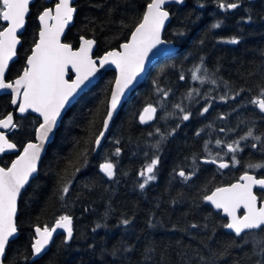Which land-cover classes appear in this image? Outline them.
Masks as SVG:
<instances>
[{
  "label": "trees",
  "instance_id": "16d2710c",
  "mask_svg": "<svg viewBox=\"0 0 264 264\" xmlns=\"http://www.w3.org/2000/svg\"><path fill=\"white\" fill-rule=\"evenodd\" d=\"M150 1L78 0L65 41L77 47L81 37L94 38L98 57L128 39ZM55 2L36 0L31 6L8 80L25 68L38 39V15ZM222 2L239 6L221 8ZM168 9L171 21L163 37L180 45L179 51L150 69L97 153L115 72L106 71L68 109L37 176L20 197L19 234L8 244L5 264H264V231L237 236L224 227L228 219L222 211L204 199L246 172L264 176V167H254L264 165V113L251 103L264 88V0H184ZM4 26L0 20V30ZM196 68L203 83L192 79ZM148 105L157 114L144 124L140 117ZM206 105L209 110L202 113ZM11 109V96H0V118ZM185 114L188 120L182 119ZM40 122L33 114H15L17 128L8 136L18 150L2 155V165L35 139ZM237 141L236 163L228 156L226 170L200 161L224 158ZM156 157V179L141 189L145 178L139 173ZM105 162L115 165L114 177L101 171ZM179 170L191 178L180 177ZM257 194L264 199V191ZM64 215L72 218V238L58 232L35 257V229H51Z\"/></svg>",
  "mask_w": 264,
  "mask_h": 264
},
{
  "label": "snow or ice",
  "instance_id": "6c2138e0",
  "mask_svg": "<svg viewBox=\"0 0 264 264\" xmlns=\"http://www.w3.org/2000/svg\"><path fill=\"white\" fill-rule=\"evenodd\" d=\"M179 2L182 3L183 0H179ZM29 3L30 0H0V20L7 23V27L0 30V89H13L16 98L12 100V103L16 104L17 100L20 101L18 105L20 113L31 110L38 113L43 120L37 129L40 143L29 142L11 163L10 167H0V264H2L9 238L14 237L18 231L16 224L17 198L21 189L28 183L29 178L37 171V161L44 142L48 139L49 134L53 132L57 118L61 115L65 106L70 103V99L98 71L97 60H94L91 56L92 48L96 43L94 39L85 40L81 37L82 44L78 50H73L70 44L61 43L60 37L67 24L72 20L75 8L70 6V0H59L55 5L54 15L53 9L49 8L39 16L43 28L39 32V41L35 44L32 55L27 58V67L23 70V74L13 83H6L4 79L5 72L9 61L16 55V47L20 43L17 32L25 24ZM165 3L166 0H151L146 5L142 22L132 32L130 41L120 46L123 51L113 50L102 58H98L101 68L111 63L120 72L115 91L111 96V109L113 111L116 109L120 97L124 94V89L132 84L135 78L144 71L149 53L158 45L165 43L161 39V31L165 21L169 18L168 11L164 10ZM238 6L234 2H228L226 5L223 2L220 4L221 8L226 9H235ZM50 20L55 21V23L50 25ZM215 27L218 28L220 25L217 24ZM231 42L238 43L235 39ZM69 68L76 73V78L71 82L66 79ZM199 71V68L195 69L192 79L201 80V83H203L201 77L197 75ZM180 78L184 79L183 76ZM211 82L216 83L215 80ZM189 96H191V93H189ZM221 99H224V97H221ZM251 103L258 107L260 112L264 113V88H261L259 97L253 99ZM176 107L180 108V105H176ZM144 111L145 113L154 114L156 109L149 106ZM181 111H183L182 108ZM207 111V107L203 109V112ZM111 118L112 112L109 111L104 122L105 130ZM189 118L190 114H185L182 117L183 120ZM141 120L146 122L143 116ZM16 128L17 125L13 121L12 114L0 119V129H3V131H0V154L17 148V144L11 142L8 138V130ZM252 135V131L249 130L247 136ZM100 137H103V132L100 133ZM241 139H247V137ZM255 139L259 140L260 137H255ZM99 143L100 139L97 138L96 144ZM219 143L220 141H217V144ZM234 143L235 146L228 145V150L233 153L239 149V142ZM119 153L120 149L117 148L116 154L119 155ZM208 162L216 163L217 161L213 159ZM158 164L159 157H156L146 164L139 173L140 176L145 178L144 182L140 184L141 189L150 181L156 179L154 172ZM219 167L222 169L227 168L229 164L220 162ZM254 167H264V165ZM100 168L107 177L112 178L115 176V165L113 163L105 162L100 165ZM178 175L185 180L191 178V175H186L184 170H180ZM241 180L244 183L217 187L210 195L204 197L216 209L223 210L230 217V222L226 223L224 227L234 231L237 236H240L245 230L264 231V203L258 208L257 196L253 193L254 185L264 187V179H257L254 176L245 174L241 177ZM68 191L69 186H65L63 188L64 194H67ZM241 207L246 209V212L243 216H238L237 210ZM123 223L128 224L129 221L125 220ZM71 225L72 218L64 215L59 218L55 227L51 229L47 226L43 229L37 227L35 231L38 238L32 244L34 253L39 255L45 250L57 228L66 229L67 239L70 240L73 232Z\"/></svg>",
  "mask_w": 264,
  "mask_h": 264
},
{
  "label": "water",
  "instance_id": "95a60500",
  "mask_svg": "<svg viewBox=\"0 0 264 264\" xmlns=\"http://www.w3.org/2000/svg\"><path fill=\"white\" fill-rule=\"evenodd\" d=\"M77 1H78V0H70V6L73 7V8H75V12L73 13V18H72V20L67 24V26H66L65 29H64V32L62 33V35H61V37H60V41H61V43L70 44V43H68V42L65 41V36H66V34L68 33L70 27L73 26V24H74V16H75V13H76V6H75V4H76ZM35 2H36V0H30V3H29V11H28V13H27V15H26V18H25V24H24L23 28L19 29L18 32H17V36H18V38H19V40H20V43H19V44L17 45V47H16V55H15V56L9 61V63H8V67H7V69H6L5 77H4L6 83H13L17 78H19V76H21V75L23 74V71H22V72H21L17 77H15L14 79H12V80H8V79H7V75H8V72H9V69H10L12 63H13L14 61H16L17 58H18V51H19V48H20V46H21V44H22V35H23V33L25 32L26 25H27V21H28V17L30 16V13H31V6H32ZM58 2H59V0H56L55 4H54L52 7H46V8L43 9V10L40 12V14L38 15V23H39V27H40V28H39V32H40V31L42 30V28H43V24H42V22L39 20V16L42 15L43 12H44L45 10L49 9V8L53 9V15H54V14H55V5H56ZM150 2H151V1H150ZM150 2H149V3H150ZM172 4L183 5V4H184V0H183L182 3L179 2V0H166V3H165V5H164V10L168 11V13H169V18H168V20L165 21L164 27H163V29H162V31H161V39H162L163 41H165V43L158 45L156 48H154V49L152 50L151 53H149V57H148V59H147L146 62H145V68H144V71L141 72V73L135 78V80L132 82V84H130L126 89H124V94L120 97V99H119V103L117 104L116 109H115L114 111L111 109V96H112V93L115 91L116 81H117V79H118L119 76H120V72H119V69H118L114 64H111V63L106 64V65H104V66L101 68L100 65H99V59H98V58H102V57H103L104 55H106L108 52L113 51V50L123 51V49H122L120 46H121L122 44L127 43V42L130 41V39H131V34H132V32L135 30V28L133 29V31L131 32L130 36L128 37V39H127L126 41L122 42L118 47L113 48V49H110V50L104 52L102 55H100V56H98V57H94V52H95L96 47H97V42L95 43V45L93 46L92 51H91V56H92V58H93L94 60H97V68H98V71L95 73L94 76L90 77L89 80L85 82V85H82V86H81V89H79V90L77 91V94H76L73 98L70 99V103L67 104V105L65 106V108H64V109L62 110V112H61V115L57 118V123H56V126H55L54 129H53V132L49 134L48 139L44 142L43 147H42L41 152H40L39 160L37 161V171H36L35 173H33V175L29 178L28 183L24 186L23 189H21L20 195H19V197L17 198L16 224H17V215H18V208H19V200H20V197H21V195L23 194V192L27 189V187H28V185L30 184V182H31V181L37 176V174H38V172H39L40 164H41V162H42V159H43V157L45 156V154H46V152H47V150H48V147H49L50 143L53 141V139H54V137H55L56 131H57V129H58L60 123H61L62 118L64 117V115L66 114V112L68 111V109H69V108H70V107L76 102V100H77V99H78V98H79V97H80L85 91H87L91 86H93L95 83H97V82L100 80V78L102 77V75H103L106 71H108V70H112V71L115 72V79H114V82H113V85H112V88H111V92H110V95H109V99H108V110H107V114H108L109 111L112 112V118H111L110 121H108V126H107V129H106V130H105V128H104V122H105V120L107 119V114H106V116H105V118H104L103 126H102V130H101V132H103V137H100V133H101V132H100L99 135H98V137H97V138L100 139V143H99V144H96V141H95V151H94V152L97 153V152L99 151V149H100L102 143H103L104 140L106 139V137H107V135H108V133H109V131H110V129H111V126H112V124H113V121L115 120L116 116L118 115L120 109H121V108L123 107V105H124L129 99H130V97H131V95H132V92L135 91L140 85L143 84V82L145 81V79H146V77H147V75H148L150 69H151L153 66H155L159 61H161V60H163L164 58H166V57H168V56H170V55H172V54H175L177 51H179V49H180V45L175 44L173 41H168V40H166V39L163 37V35H164V31H165L166 27L169 25V23H170V21H171V13H170L168 7H169L170 5H172ZM145 11H146V9H145ZM144 13H145V12H144ZM143 16H144V14H143ZM142 20H143V17H142ZM142 20H141L139 23H141ZM3 22H4V21H3ZM4 23H5V26H4L1 30H3L5 27H7V23H6V22H4ZM54 23H55V21H52V20L49 21V24H50V25H52V24H54ZM139 23H138L136 26H138ZM136 26H135V27H136ZM39 32H38V39H37L36 43L39 41ZM83 38H84L85 40H88V39H94V38H91V37H83ZM94 40H95V39H94ZM95 41H96V40H95ZM36 43H35V44H36ZM81 44H82V40L80 41V43H79V45H78L77 47H74V46L71 45V44H70V45L72 46L73 50H78L79 47L81 46ZM34 47H35V45L32 47L31 53L28 55V57L32 55V51H33ZM28 57H27V58H28ZM26 67H27V60H26V66H25V68H26ZM25 68H24V69H25ZM24 69H23V70H24ZM75 78H76V73L74 72V70H72L71 68H69V71H68V74H67V76H66V79H68L69 82H71V81L74 80ZM21 91H23V90L21 89ZM2 95H10V96H11V106H12V109H11V111H10L9 113H7V115L12 114L14 123H15V114H17L18 116H26V115H28V114H33V115H35L36 117H38V118L40 119V121H41L40 124L43 122L42 117H41L38 113H35V112L31 111V110H29V111L26 112V113H20V112L18 111V105H19L20 101L17 100V103H16V104H13V103H12V100L16 98V97H15V92L13 91V89H0V96H2ZM149 106L155 108V107L152 106V105H148V106H146V107L143 109V112H142V114H141V117L143 116V117H144V120H145L146 122H142L141 117H140V121H141L142 123H144V124H148V123L152 122V121L155 119L156 114H157V109H156V108H155L156 111H155L154 114H152V113H145L144 110H145L146 108H148ZM7 115H5L4 117H2V118H0V119H4V118H6ZM40 124H39V125H40ZM39 125H38V127L36 128L35 139H34V140H30V141H28V142L25 144V146H26L29 142H31V143H36V144H39V143H40V141H39V139H38V132H37V129L39 128ZM11 130H12V129H9L8 132L11 131ZM0 131H3V129H0ZM8 138H9V136H8ZM9 140H10L11 142H13L10 138H9ZM96 140H97V139H96ZM13 143H14V142H13ZM25 146H24V147H25ZM24 147H23V148H24ZM17 150H18V147H17L16 149H14V150H8V151H6L5 153L0 154V157H1L2 155H4V154H12V153H15ZM22 151H23V149L20 151V153H21ZM20 153H19V154H20ZM19 154H18V155H19ZM18 155L15 157V159L18 157ZM15 159H14V160H15ZM14 160H13V161H14ZM211 160H213V158H205V157H202V158L200 159V161H201L202 163L216 165L219 169H221V170H223V171L226 170V169L228 168V167H227V168H223V169H222V168L219 167V163H220V162L227 163V161H225V160H223V161H218V160L215 159V160L217 161L216 163H210V162H208V161H211ZM102 164H103V163H102ZM10 166H11V163H10L7 167H10ZM0 167H6V166H4V165H2V164L0 163ZM100 169H101V168H100ZM101 171H102V170H101ZM179 171H180V170H179ZM179 171H178V172H179ZM245 174H248V175L254 176V177H256L257 179H264V176H262V177H258V176H257L255 173H253V172H246V173H244L242 176H244ZM235 183H244V181L240 179V180H236V181H233V182H231V183H228V184L221 185V186H219V187H227V186H230V185L235 184ZM257 190H258V191H260V190H264V187H261L260 185H254V186H253V193L257 196V207L259 208V207L262 205V203H264V201H260L259 196H258V194H257V192H256ZM213 191H215V189H214ZM213 191H212V192H213ZM212 192H211V193H212ZM211 193H210V194H211ZM210 204H211V203H210ZM213 206H214V205H213ZM214 207H215V206H214ZM219 210H220V209H219ZM221 211H222L223 215L228 219V222H230V217H228L227 214L223 212V210H221ZM242 212H243V213H242ZM245 212H246V209H244L243 207H241L240 209L237 210V215H238V216H243V215L245 214ZM240 213H242V214H240ZM55 225H56V224H55ZM71 226H72V225H71ZM54 227H55V226H54ZM52 228H53V227H52ZM17 229H18V226H17ZM41 229H43V228H41ZM229 230H230V229H229ZM60 231H63V229H62V228H57L56 231L53 233L52 238L55 236V234H57V233L60 232ZM230 231H231V232H234V231H232V230H230ZM246 231H251V230H245V232H246ZM18 234H19V229H18L17 233L14 235V237H10V238H9V242L12 241V240H14V239L18 236ZM37 238H38V235H37ZM37 238H36V239H37ZM51 240H52V239H51ZM50 242H51V241H50ZM8 244H9V243H8ZM48 245H49V244H48ZM48 245L46 246L45 250H44L43 252H41V254L36 255V254L34 253V256H35V257H39V256H41V255L47 250ZM7 247H8V245L6 246L5 253H4V256H3V258H2V264H5L4 260H5V257H6V250H7Z\"/></svg>",
  "mask_w": 264,
  "mask_h": 264
},
{
  "label": "flooded vegetation",
  "instance_id": "af4514ba",
  "mask_svg": "<svg viewBox=\"0 0 264 264\" xmlns=\"http://www.w3.org/2000/svg\"><path fill=\"white\" fill-rule=\"evenodd\" d=\"M206 107H207L208 110H209V107H210V106H207V105H206L204 108H206ZM204 108H203V109H204ZM203 109H201V112H202V113H204V112H203ZM225 119H226V116L223 114L221 120L224 121ZM214 129H215V128H214ZM218 130H219V129H218ZM218 132L223 133V132H224V129L221 128ZM234 146H235V144H234ZM238 150H240V147H239ZM238 150H237L236 152H238ZM228 151H229V150H228ZM229 152H230V151H229ZM236 152H234V153H233V152H230L229 155H225V156L223 155L224 158H222V159H217V158H215V155H214L213 157H210V158L216 159V160H218V161H223V160H225V161H227L228 164H229L230 162H232V163H236V157H235V156H236V154H235ZM231 154H232V155H231ZM228 156H230L231 161L229 160V157H228ZM233 158H234V159H233ZM229 161H230V162H229ZM241 177H242V176H241ZM240 179H241V178H240ZM240 179H239V180H240ZM257 191H258V190H257ZM257 191H256V192H257ZM260 191H264V190H260ZM259 199H260V198H259ZM260 201H264V199H263V200L260 199ZM242 213H243V212H242ZM242 213H240V214H242Z\"/></svg>",
  "mask_w": 264,
  "mask_h": 264
},
{
  "label": "rangeland",
  "instance_id": "374dc122",
  "mask_svg": "<svg viewBox=\"0 0 264 264\" xmlns=\"http://www.w3.org/2000/svg\"><path fill=\"white\" fill-rule=\"evenodd\" d=\"M63 231L67 233L66 229H63Z\"/></svg>",
  "mask_w": 264,
  "mask_h": 264
}]
</instances>
